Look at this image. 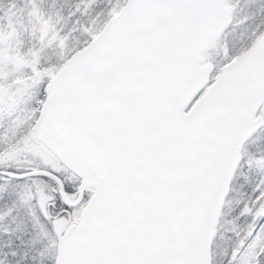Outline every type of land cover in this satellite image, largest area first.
<instances>
[{
    "label": "snow or ice",
    "instance_id": "snow-or-ice-1",
    "mask_svg": "<svg viewBox=\"0 0 264 264\" xmlns=\"http://www.w3.org/2000/svg\"><path fill=\"white\" fill-rule=\"evenodd\" d=\"M0 264H264V0L0 4Z\"/></svg>",
    "mask_w": 264,
    "mask_h": 264
},
{
    "label": "trees",
    "instance_id": "trees-1",
    "mask_svg": "<svg viewBox=\"0 0 264 264\" xmlns=\"http://www.w3.org/2000/svg\"><path fill=\"white\" fill-rule=\"evenodd\" d=\"M0 4H6L7 5V1H5V0H0Z\"/></svg>",
    "mask_w": 264,
    "mask_h": 264
},
{
    "label": "rangeland",
    "instance_id": "rangeland-1",
    "mask_svg": "<svg viewBox=\"0 0 264 264\" xmlns=\"http://www.w3.org/2000/svg\"><path fill=\"white\" fill-rule=\"evenodd\" d=\"M5 1H7V0H5ZM5 6H6V4H5Z\"/></svg>",
    "mask_w": 264,
    "mask_h": 264
}]
</instances>
